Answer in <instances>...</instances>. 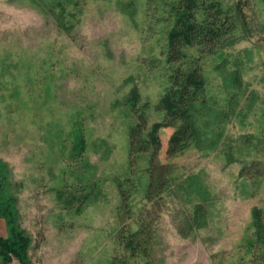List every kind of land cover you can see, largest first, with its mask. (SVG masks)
<instances>
[{"label":"rangeland","instance_id":"1","mask_svg":"<svg viewBox=\"0 0 264 264\" xmlns=\"http://www.w3.org/2000/svg\"><path fill=\"white\" fill-rule=\"evenodd\" d=\"M177 2L0 0V235L29 239L9 264H264V0H219L233 27L186 47L205 76L191 136L168 156L176 126L159 131L150 256L120 243L151 207L129 132L166 115Z\"/></svg>","mask_w":264,"mask_h":264},{"label":"trees","instance_id":"2","mask_svg":"<svg viewBox=\"0 0 264 264\" xmlns=\"http://www.w3.org/2000/svg\"><path fill=\"white\" fill-rule=\"evenodd\" d=\"M177 20L169 32L167 57L171 65H180L171 72V84L160 100L166 115L162 121L154 122L148 127L145 112H139L136 122L130 127V157L136 161L139 153L151 154L147 189V199L151 207L139 217L138 228L134 231L122 232L119 239L133 256L149 257L155 240L154 223L160 209L158 196L168 185V164L160 161L162 141L159 131L163 127L176 126L168 141L166 153L173 156L185 147L193 130L192 114L198 94L203 91L205 76L200 62L192 60L186 47L194 44H215L234 25V18L223 10L219 0H178L174 5ZM189 57V58H188ZM258 229L261 221L256 218ZM12 236L0 235V254L4 263L9 264L13 255L26 260L29 239L23 232L12 229ZM264 261V258L262 259Z\"/></svg>","mask_w":264,"mask_h":264}]
</instances>
